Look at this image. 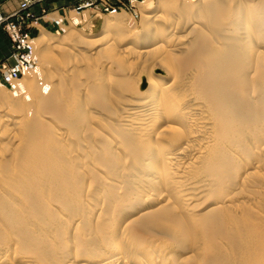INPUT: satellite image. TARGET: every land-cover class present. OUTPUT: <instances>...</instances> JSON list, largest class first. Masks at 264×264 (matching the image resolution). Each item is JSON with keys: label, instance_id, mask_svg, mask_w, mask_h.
Returning a JSON list of instances; mask_svg holds the SVG:
<instances>
[{"label": "bare ground", "instance_id": "obj_1", "mask_svg": "<svg viewBox=\"0 0 264 264\" xmlns=\"http://www.w3.org/2000/svg\"><path fill=\"white\" fill-rule=\"evenodd\" d=\"M141 4L0 83V264H264V0Z\"/></svg>", "mask_w": 264, "mask_h": 264}, {"label": "rangeland", "instance_id": "obj_2", "mask_svg": "<svg viewBox=\"0 0 264 264\" xmlns=\"http://www.w3.org/2000/svg\"><path fill=\"white\" fill-rule=\"evenodd\" d=\"M144 1L145 0H84L83 2L80 1L81 3H79V5H77V7H71V6L70 7H61V8H64L62 15L55 14V11H50L49 7L41 8L39 11V15H37L38 13L33 12L34 16L36 18H38V20L43 19L44 21H47V23H50V24H51V22L54 23L55 27L50 25L49 27H47V29L43 30L41 33L33 34V40L37 39L44 32L45 33H51L53 35H56V37H59V38H65L66 37V34H65L66 30L75 29L84 37L92 40V43L91 44L87 43V44H85L86 46H88V47L90 46L92 48L93 47L94 48L100 47L104 43L103 35H105L109 32L111 33V35L114 34V32L117 31V24H119L121 29L123 27V29L132 28L134 30L141 29L145 25L142 22L143 21L142 20V17H143L142 14L145 11V6L143 4H141ZM158 1L159 0H154V2H158ZM43 2H44V0L37 1L33 7L40 5ZM88 2H93L94 5L91 7L84 8L82 4H85ZM107 8H109L110 10L106 11ZM114 9L116 10L115 13H113ZM55 19L60 20L62 22L61 26L56 24V21H54ZM74 19H76V21L78 20V24H74V21H73ZM106 21H109V22L112 21V23L114 21H116L117 24L116 25L114 24L111 28L105 29V31H104L103 24ZM120 22H122L123 25L120 24ZM124 26H125V28H124ZM114 27H116L115 31H114ZM112 28H113L114 32L110 31V30H112ZM108 30H109V32H108ZM4 33L7 35V33L5 31H4ZM87 35H91V36H87ZM106 36H108V35H105V37ZM99 38H100V40L97 41V39H99ZM93 40L97 41V45L95 43L96 41H93ZM39 45H41V42H38L35 44V47L37 50L36 51L37 66L31 73L40 72L42 70V68H41L42 57L39 56V54H38L39 52L37 49V47ZM13 52H14V48L12 46V53L11 54H13ZM44 53L53 54L51 52V49L45 50ZM74 54L76 56L77 55L79 56L78 58L81 61L82 66H91L90 64L94 65L96 62L95 57L94 58L89 57L88 54H84L83 56L77 52H75ZM60 57H62V56H60ZM60 57L57 56L58 59H60ZM52 67H54V66H52ZM51 68H50V70L53 69V71H54V68H52V69ZM25 76H27V74ZM11 89H12V86L7 87L5 85H0V91L3 90V93H5L7 90H11ZM27 90L28 89H25L24 92H26ZM1 106L2 105H0V109L1 108L3 109V106L2 107ZM5 113H7V111H5Z\"/></svg>", "mask_w": 264, "mask_h": 264}, {"label": "built area", "instance_id": "obj_3", "mask_svg": "<svg viewBox=\"0 0 264 264\" xmlns=\"http://www.w3.org/2000/svg\"><path fill=\"white\" fill-rule=\"evenodd\" d=\"M37 1L40 0H23L19 12L9 17L0 16V29L7 33L14 48V52L11 55L14 64L10 65L6 62L0 64V83L9 85L21 78L25 72L31 71L36 67L31 29L33 24L38 22V18L34 16L31 7ZM93 5V2H88L83 7L87 8ZM109 10V8L106 9V11ZM115 12L116 10L114 9L113 13ZM56 24L59 25V22H56Z\"/></svg>", "mask_w": 264, "mask_h": 264}, {"label": "crops", "instance_id": "obj_4", "mask_svg": "<svg viewBox=\"0 0 264 264\" xmlns=\"http://www.w3.org/2000/svg\"><path fill=\"white\" fill-rule=\"evenodd\" d=\"M84 0H44L43 3L32 7V12L38 13L41 8L49 7L50 11H55V14L62 15L63 9L61 7H77L79 3ZM22 0H0V13L9 16L17 13L20 10V5ZM52 25L55 27L54 23H47L43 19L38 20L37 23L33 24L31 29L32 34L41 33L43 30L47 29ZM12 53V44L8 36L4 33L3 29H0V63L8 60Z\"/></svg>", "mask_w": 264, "mask_h": 264}]
</instances>
